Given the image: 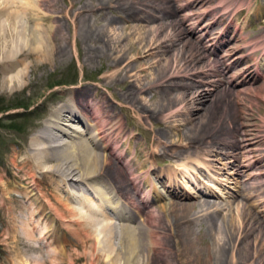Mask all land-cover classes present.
Instances as JSON below:
<instances>
[{"label": "bare ground", "instance_id": "1", "mask_svg": "<svg viewBox=\"0 0 264 264\" xmlns=\"http://www.w3.org/2000/svg\"><path fill=\"white\" fill-rule=\"evenodd\" d=\"M58 1L59 0H2V2H0V14L5 16V18H2V16V19L0 18V40L2 43L0 50L5 52L3 55L0 54V60H2L0 61V66L2 71L7 74L1 79L3 90H9L10 92L18 87L23 88V86L26 85L25 82L28 75H26L25 71L27 72L31 65L27 62V64L24 63V66L21 65V69H15L18 65L17 61L21 53L28 50L29 56L33 57L37 62L35 65L37 69V67H41L45 62H48L49 57L54 59V57L56 58V56L66 52L68 48L67 45L63 42H56V36L59 34L63 35L61 40L63 37L70 40V35L66 36V34L64 36V29H62L60 24L56 26L52 24L53 26H50L46 23V28L43 30L37 28V32H35V30L30 35L31 39L25 38L26 34L20 33L17 25L18 21L20 22V19L18 20L17 18L18 15L21 18L22 16L27 18L33 16L32 18L35 20L36 18L42 20L47 19L57 23L59 20L58 15H54L53 13L51 15L47 13V15H40L39 5L41 2H47L57 10L60 5H58ZM66 1L70 9L65 10L66 13L64 15L74 28L72 37L78 38L75 45L76 51L79 52L77 47L79 40H81L84 45L88 44L90 46V48L87 49L90 55L88 56L89 59L92 56L103 57L107 52H114V47L117 46L116 43L119 47L121 46L120 43L125 39L121 37V33H119L120 36L118 35L117 38H111L108 35L110 33L105 29L108 25L113 26L112 24L118 23L117 18L121 19V17L126 20L140 19L146 24L141 25L138 23V26L134 25L137 30L139 29L138 27L144 25V29L142 28L144 36L138 40V44H141V42L145 40L146 45L153 46L154 43L160 41L157 45V47H160L162 41L163 43L168 42V44L164 43L166 49H162L161 47L164 52L171 51L175 44L179 46V52L176 54L174 53L172 56L170 55L171 57L165 53L162 67L155 72L152 79L147 81V84L145 83L139 88L140 90H154V87L160 88V90H156L159 97L156 101L154 100V102H152L154 104L152 108L149 107L147 102L136 100V93L131 88V83H133L132 77L127 75V73L129 71L128 67L133 64V61L123 64L122 66V57H114L113 64L117 69L112 72L108 71L105 75V82L108 84H110L111 81L117 80L118 77H125L124 81L127 83V89H125V94L123 96L125 101L136 109L140 115L145 113L147 119L151 120L153 116L159 117L165 115L163 113L178 114L185 109L183 113L189 115L185 116L184 119H186V122H192V108H189L187 104L190 105V102L194 104L195 101L201 100L205 98V96L208 97L219 84H224L226 82L234 86L239 84L237 81L234 82V74L231 75V79H228L226 75V69H229L231 64L227 62V58L225 57L228 56V58H230L232 56L231 51L226 49L225 55L219 57V59H212L211 56H209L213 55L218 49L217 46L212 47L213 44L217 42L214 41L216 39L215 34L223 33L222 29H220V31L215 30L218 24H223V19H221L220 16L216 18V20L214 19L212 24L207 22L202 25L199 19H195L192 13L189 12H186L183 18L177 19L178 10L187 6V3L181 4L182 0H177L179 4L176 7L174 4H171V0H155L158 2V4H156V2L155 4L157 11L161 12V16L155 12H148L149 14L143 13L146 8H140V6L146 3L144 0V2L141 0H128L129 2H127V0H96L92 5H88L86 1L80 3L81 5L78 4L77 0ZM250 2L251 0L246 1V3ZM219 3L221 4V9L219 10H223V8L226 7L224 0H220ZM137 4H140V6L136 7ZM107 7L115 12H119L120 16L117 15L116 18L113 17V15L108 16V12L104 14ZM94 9L102 12V16H104L105 25L101 28L96 26L93 27L90 18L86 15L88 11ZM210 11H213L212 13H214V11L217 12L216 9ZM225 13L226 12H224L222 16ZM260 13H264V10ZM98 15L100 16L101 14L99 13ZM207 19L209 20V18ZM185 20L190 21L192 27L182 28V24ZM123 26V28L126 27L125 25ZM168 28L171 30L167 32L163 38H157L160 32L166 31ZM139 32L141 33V31ZM205 33L213 35L208 36L209 44L207 45L202 42ZM192 34H197L196 38L199 40V43H193L191 40L187 39L188 36ZM21 35L24 37L22 36V40L21 38L18 40V36ZM76 35L78 37H76ZM149 37H151V41ZM29 41H31L30 47L28 46ZM90 41L99 42L101 45L95 47ZM20 43H22V46H19ZM251 44H253L251 48L258 47L255 43ZM219 45H221V43ZM128 46H130L129 43L122 45L119 52L127 50ZM136 46L137 45L133 47ZM23 47H25V51H23ZM116 48V50H118V47ZM163 51L160 52L163 53ZM6 53H9L8 55L12 57L17 56L16 60L11 58V60L4 61L6 59H3V57ZM8 58H10V56H8ZM204 59L207 60L208 65L202 72L213 77L209 80L201 79L200 84L207 86L203 89V93H193V89L197 87L194 83L186 84V86H184L186 88L184 89L185 91H177L179 89L177 87L179 82L170 85H164L162 83V79L177 76L179 72H185L183 76L188 77L191 76L190 74H197L194 67H196L198 63L204 62ZM251 64H247L245 69L250 71ZM256 64L255 72L259 76L264 75V58L261 60L257 58ZM13 69H15V71L11 73ZM107 79L111 81L108 82ZM247 81L248 77H244L241 83ZM229 86L228 88L225 87V93L223 92L224 90L221 91V99L215 98L217 102L220 100H224V102L228 101V103L231 102V94L239 99L241 96L239 93L240 90H235L231 85ZM189 91H191V95H189ZM68 93L70 94L69 99L66 102L59 101L55 105L54 110H52L50 117L47 118L45 122L41 124V127L39 126V130L34 133L26 155L27 162L33 165L36 171L39 170L41 172L43 180L53 186L54 192L51 193L50 197L46 195L47 193L45 194V192H42L38 187V181L35 180L37 176L33 173V176H36L34 179L35 181L26 188L21 187L18 189V191H22L24 196L30 201L28 207H31L33 210L32 213H36L39 216L38 219L40 220H37V222L39 226L43 224V228L41 227V234L47 235V242H50L49 244L51 246L53 243L56 244L52 250L40 249L41 253L53 256V264H61L65 256H68L64 243H62V236L60 233L56 232L57 220H62V222H69L71 220H73V222L76 221L80 226L79 228H81L80 230H86L85 234L88 237L90 236L93 240L95 236L99 238L100 234H105L102 238L106 236L107 239L105 238L104 241H107L108 244L113 243V238H115L116 235H123V238L119 237V239H123L124 242L121 240V245L120 247L118 246L121 251L120 254H122L120 259L123 257V264H137L136 261H140L141 256H138L141 255L142 251L147 254L146 261L142 260V264H154L152 258H158L159 254H167L163 249L167 250L166 246L168 247L170 245L166 239L168 233L170 237L173 236L177 238L175 239V243L179 246V249L176 251L181 264H264V223L253 211L252 213L246 207L247 205L245 203H243L242 206L238 203L237 206L238 225L236 226L235 222L232 223L233 221L231 219L232 224L230 225L232 228H228V222H225L224 219L220 222L218 216L221 211V204H217L214 200L209 198L196 197L195 199L190 196V194L180 190L181 187L177 181L180 173L176 172L177 169L169 167L157 170L151 165L155 156L158 157L157 161L159 163L166 159L170 160V155L174 157L184 155L180 151L175 152L174 137L176 136L177 140L185 141L187 139L190 143L182 146L185 149L191 150L188 152V156L193 152L192 148L201 149V153L195 156L197 157L195 158L196 162H199L200 169H206L208 174L211 175V178L214 180L217 179L218 182L224 180L235 182L236 186H240L239 188L245 191L243 193L244 197H256V200L261 203L259 204L258 202L259 206L264 210V180L258 181L257 175L260 174L259 172L261 171L257 172L255 168L252 169L251 167L252 165H256L259 161L255 156L257 148L254 149L250 146L253 140L250 137L248 138L246 131H244V125L238 120V117L233 116L230 119V127L219 126L218 129L217 127L211 128L209 126L207 128L185 127V129L183 127V129L177 128V132L175 131V133L167 131L166 126L169 120L163 118L160 123L161 129L158 128V130L154 129L150 131V135L152 140L156 139L162 143L165 140L166 143H163L164 145L160 146V148H158V145H154L153 149H150L149 144L145 143L143 147L141 146L142 152L139 153L137 151V147L141 145L139 140L135 142H131L133 138L131 140L129 138L121 140L119 139L120 134H117L119 138L118 136L113 137L111 133L112 129L114 132L115 129L121 130L123 122L119 118V114L113 110L114 107L111 105V101L108 100V97L100 95L96 89H91L86 85H78L75 88L72 87L68 89ZM209 109H206L207 114H205V116H211L213 109ZM69 119H77V121L83 122L85 127L83 125L81 127L70 123ZM104 121L109 122L110 127L105 128ZM232 124H234L233 129L231 128ZM67 125L70 126V128L72 127V130L67 129L65 127ZM84 133L89 134L87 136L88 138L85 136L83 137ZM127 133H129V131ZM65 136L68 139L60 141L63 140ZM207 137L209 139L206 141L205 138ZM116 138L118 140H116ZM203 143L208 144L209 147L204 149L201 146ZM259 144L260 143H257L256 145ZM220 146L230 149L225 152L221 151L225 156H219L217 158L219 151L217 148ZM145 155V160L140 161L139 157ZM219 158V163L221 164L216 166V171H218V173H223L217 177L218 174L214 175L211 169L213 170V168H215L214 160ZM80 159L83 160V163L81 162L82 164H79V161H81ZM191 167L192 166L184 163L183 169L191 171V180L199 187L197 192L206 196L214 195L215 193L212 192L213 190L211 189L210 191L201 189L200 186H202L204 180L199 177V174L202 175L203 173H200L198 169L192 171L190 169ZM248 169L251 170L248 171ZM194 172H197V174H194ZM152 174H156L157 179L162 180V184H166V187L163 185L166 188V192L176 199L173 198L168 203L158 204L161 195L157 191V187L155 188V186L152 185ZM204 183L210 185V182L204 181ZM82 185H86L87 188L89 185V188L91 186L90 190H94V197L88 198L89 196H86L90 200L84 201L83 192L81 191L83 188ZM215 186L218 189V186ZM210 187L211 186H208V189ZM194 190L195 189H193L192 192H194ZM82 207L87 208V210H84ZM223 207L224 206H222V208ZM212 208H215V210L211 211ZM63 209L73 214L71 219L68 218V214H66ZM195 210L198 212H209H205L207 215L204 217L207 225L205 226L206 228L203 226L201 230L196 229L197 226L201 227L200 225L203 224V219L195 216V213H193ZM139 218L141 219L138 220L136 224H130ZM166 223L167 226L165 227ZM202 230H204V233H202ZM207 232L212 234L213 242H209L207 239L205 234ZM76 235L78 236L77 232ZM79 241L81 242V239H79ZM197 241H199L202 246H197ZM62 254H64V259L61 257ZM107 257L111 258L110 255H107ZM137 257L138 259H136ZM35 259L38 260L40 258L38 256V258ZM44 260L46 261V259ZM111 260L113 259L111 258ZM115 260L116 259L111 261L112 264H117L116 262L118 261L115 262Z\"/></svg>", "mask_w": 264, "mask_h": 264}, {"label": "rangeland", "instance_id": "2", "mask_svg": "<svg viewBox=\"0 0 264 264\" xmlns=\"http://www.w3.org/2000/svg\"><path fill=\"white\" fill-rule=\"evenodd\" d=\"M77 1L78 4L82 3L83 1H86L88 5L89 4L92 5L94 4V2H96V0H77ZM141 1L142 2L145 1L146 3H144L142 6H140V4H137V6L136 5L135 6L136 7L140 6V8L141 7L146 8L145 9L146 11L144 10L143 13L149 14L148 12L151 13L155 12L161 16V12L157 11V7H156V4H158L157 1L155 0H148V1L141 0ZM175 1L177 0H171L170 2L172 5L174 4V6L176 7L179 4V2L178 1L175 2ZM219 1L220 0H182L181 4L187 3V6L178 10L177 16L175 15L177 19L179 18L181 19V17L183 18V16H185L186 12L192 13L195 19L196 18L199 19L201 25L207 22H210L212 24V21L214 19L216 20V18H219V16L221 19H223L222 20L223 24L221 25L218 24V26H216L215 28V30L217 31H220V29H222L223 31L222 30L221 31L223 33L215 34L216 39L215 40L213 39L214 41L217 42H215L216 44H213L212 47L217 46L218 49L216 50V52H214L215 54L213 53V55H209V54L208 55L211 56L212 59L213 58L219 59V57L225 55L226 49L228 51H231L232 56L230 58H228V56L225 57L227 58V62H230L231 64L230 68L226 69V75L228 79H231L232 78L231 75L234 74L233 77H235L236 79V80L234 79V82L237 81L239 83L237 84V86H234L231 83H227V82L224 84H219L217 85V87H215V89H213L211 95H208V97L205 96V98L201 99L202 101L198 100L195 101L194 104H192L191 102L190 105L187 104L189 108H192L191 109L193 115V119L191 120L192 122L190 121L186 122V119H184L185 116L189 115L183 113L185 109L178 114L174 113L175 115L173 113L171 114L163 113L165 115L159 117L153 116L151 120L147 119L145 117V113H142L140 115L136 109H134L131 105H129V103L125 101L123 96L125 94V89H127L126 88L127 83L124 81L125 79L124 76L118 77L117 80L114 81L107 79L108 82L111 81L110 84L105 82L106 81L105 75L108 73V71L112 72L117 69V67L114 66L113 64L114 57L116 58L117 56L119 57L121 56L122 66L123 64L133 61V64L130 65V67H128L129 71L127 75L132 77L133 83H131V88L136 93L137 96L136 100L147 102L149 104V107L152 108L154 105L152 102H154V100L156 101L157 98L159 97V94L156 93V90L157 89L160 90V88L154 87V90L153 89L140 90L139 88L143 84L145 83L147 84V81L149 79H152L154 77L153 75L155 74V72L162 67L165 53L168 56L170 55L172 56L174 53L176 54L177 52H179V46L175 44L171 51L164 52L162 50V49H166L164 43L168 44V42L163 43L162 41L160 47H157L160 41L154 43L153 46H148V44L146 45L145 40L142 41L141 44H138L137 43L138 40L144 36L143 26L146 25L145 23L142 22V20L140 19L126 20L123 17H121V19L117 18L116 16L117 15L120 16V13L115 12L111 8L107 7L104 14L108 12L107 13L108 16L113 15V17H116L118 19V23L112 24L113 26L110 25L106 26L105 29L108 31V33H110L108 35L111 38L112 37L117 38L119 33H121V37L125 39L122 40V42L120 43L121 45L120 47L116 43L117 45L116 47H118V50H116L117 48L114 47L115 48L114 52L113 51L107 52L103 57L92 56L89 59L88 56L90 55L87 52V49L90 48V46L88 44L84 45L83 42L79 40L77 45L79 52L76 51L75 45L78 38L76 39L75 37L74 38L72 37L74 33V28L71 26V23L68 20V18H66V16L64 15L66 13L65 10L70 9V7L68 6V2L66 0L58 1V5L59 4L60 5L58 6L57 10H55V8H53L52 5L50 6V4L47 2H41V4L39 5L40 15L46 13L48 15H51L52 13L54 15H58L59 18L58 17L57 18L59 20L57 21V23L53 20L52 21L47 19L42 20L38 18H36L37 20L36 21L35 19L32 18L33 16L32 17L30 16L28 18L23 16L21 18L19 15L17 16L18 20L20 19V22L18 21L17 23L19 27L18 29L20 30V33L26 34L25 38L27 37L31 39L30 35L35 30H36L35 32H37V28L39 30L41 29L43 30L44 28H46L47 24H49L50 26L52 24L54 26L60 24L62 26V29H64L63 31L64 36L66 34H67L66 36L70 35V40H68L66 37L65 38L63 37L61 40V37L63 36L61 34L56 36L57 38L56 42L57 41L60 43L63 42L65 45H67L68 48L66 49V52L56 56V58L54 57L55 60L49 57L48 62H45V64L41 67H37V69L35 68V65L37 63L36 60L33 57H30L28 50L25 51V47H23L24 48L23 51L25 52L21 53V55H19L20 57L18 56L19 57V60L17 61L18 68L17 67L15 68L16 70L21 69L22 68L21 65L24 66L25 65L24 63L27 64V62L28 64L31 65L29 67V70L27 72L25 71L26 75L28 76L26 77L27 78L25 82L26 85L23 86V88L18 87L17 89L12 90L10 92L9 90L8 91L3 90L4 88L2 89L3 84L1 79L4 77V75L7 74L2 71L0 66V71H2L0 72V264H19L20 262L22 264H36V263L53 264L54 263L53 256L41 253L40 249L52 250V248L55 247L56 244L53 243L51 246L49 244L50 242L49 243L47 242L48 240L47 235L41 234L43 224L39 226L37 222V220H40L38 219L39 216L36 213H32L33 210L31 209V207H28L30 205V201L24 196L22 191L20 192V190L18 191V189L21 187L26 188L36 180L38 181V187L40 188V190L42 192H45V194L47 193L46 195L47 196L49 195L48 197H50L51 193L54 192L53 186H51L47 181L43 180L41 172L39 170L36 171L33 165L27 162L26 155L28 152V147L29 145H31V140L33 138L32 136L34 135V133L37 132V130H39V126L41 127V124H43L45 120L50 117L52 110H54L55 105L59 101L66 102L69 99L70 94L68 93V89L72 87L75 88L78 85H86L91 89L92 88L96 89L100 95L108 97V100L111 101V105L114 107L113 110L119 114V118L123 122V127L121 128V130L115 129L114 132V130L112 129L111 133L113 137H117L118 136L117 134H120V138L119 136L118 138L121 140H126L127 138H129L130 140L133 138L131 142H135L139 140V142L141 143V145L137 147V151L139 153L142 152L141 146L143 147L145 143L149 144L150 149H153L154 145L156 146L158 145V148H160V146H163L166 143L165 140L163 141L164 144L162 142L157 141L156 139L152 140V137L150 135V131L154 129L158 130V128L161 129L160 123L163 118L169 120V123L166 126L167 131L168 132L172 131L175 133V131L177 132L176 130L177 128L183 129V127L184 129L185 127L207 128L209 126L211 128L217 127V129L219 126L227 127L229 126L230 119L233 116L238 117V120L242 123V125H244V128L246 129V130L244 129V131H246L248 138L250 137L253 140L250 146L253 147L254 149L257 148L255 152V156L257 157V160L259 159V161L256 163V165H252L251 167L252 169L255 168L257 172L261 171L259 172L260 174L257 175L258 178L257 180L258 181L262 179L264 180V75L259 76L255 72V67L257 66L256 64L257 58L258 60L264 58V16H263L264 13H260L262 10H264V0H251L250 3H246L247 0H224L226 7L223 8V10H219L221 9L220 7L221 4L219 3ZM0 2H2V0H0ZM127 2L129 1L127 0ZM215 9L217 10V12L214 11V13H212L213 11H210ZM224 12L226 13L222 16ZM99 13L101 14L100 16L98 15ZM86 15L90 18L93 27L96 26L101 28L105 25L104 16H102V12H100L99 10L97 9L90 10L87 12ZM1 16L2 18L3 17L5 18L4 15L0 14V18ZM207 18H209V20ZM138 23L144 25L142 27L140 26L141 28L138 27L139 29L137 30L135 29L134 25L138 26ZM123 25H125L126 27L123 28L124 27ZM189 26L192 27L190 21L187 20H185V22H183L182 24V28L185 27L189 28ZM170 30L171 29L168 28L166 29V31L164 30L160 32L157 38H163L165 34ZM139 31H141L142 34ZM197 34L189 35L187 39L191 40V42L193 43H199V40L196 38ZM22 36L23 35L18 36L17 39L19 40V38H21L22 40V38L24 37ZM208 36H213V35L207 33L204 34L205 38L203 37L202 42L205 45L209 44ZM76 37L78 36L76 35ZM151 37H149V40L151 39ZM219 42L221 43V45H219L220 44ZM90 43L94 44L93 46L95 47L97 46L99 47L101 45V43L99 42L90 41ZM127 43H129L130 45L127 47L128 49L119 52L122 48V45ZM251 43L257 44L258 47L251 48V46L253 45ZM0 45L1 48L2 47L1 40H0ZM30 45H31V41H29L28 43L29 47ZM135 45L137 46L133 47ZM19 46H22V43H20ZM160 51L161 52L163 51V53H161ZM3 53L5 52L0 50V54L3 55ZM8 54L6 53L5 56L3 57V59H6L4 61L11 60V58H14L13 60H16L17 56L12 57L11 55ZM8 56H10V58H8ZM247 64H251L250 71L245 69ZM207 65H208L207 60L204 59V62H201L200 64L198 63V65L194 67V69L197 71V74H190L191 76L188 77V76H183L185 72H179L177 76H172V78H168V79L167 78L162 79L164 81V82L162 81V83L164 85L166 84L170 85L179 82L177 85L179 89L177 91H185L184 89L186 88L184 86H186V84L194 83L197 85V87L193 89L194 91L193 93L197 92L199 94V92H202L203 89L207 87L203 84H200L201 79L209 80L211 77H213L210 75L208 76L207 74H204L202 72V70L206 68ZM15 69L11 70V73L12 71H15ZM244 77L245 78L248 77V81L245 83H241ZM228 84L231 85L233 89L235 88V90H240L239 93L241 96L238 99L235 98L233 94H231V98H230L231 102L229 103L228 101L224 102V100H220L217 102L215 98L221 99V94H222L221 91L224 90L223 92L225 93L226 88L230 87ZM189 95H191V91H189ZM206 109L209 110L213 109L211 116H207V115L205 116V114H207ZM69 122L81 127L83 125L85 127V124H83V122L81 121H77V119L76 120L69 119ZM104 122L103 123L105 124V128L110 127L109 122L107 121ZM65 127L67 129L72 128V127L70 128V126L68 125ZM231 128L232 129L234 128V124L231 125ZM128 131L129 133H127ZM88 135H89L88 133L86 134L84 133L83 137L84 136L87 137ZM66 139L68 138L65 136L64 139L60 141H64ZM174 139L175 141L174 140L173 141L175 143L174 146L175 148L174 147L173 148L175 149V152L180 151L184 155H180L176 157L170 155L169 158L170 160L166 159L165 161H161L159 163L157 161L158 157L155 156V158H153L151 162V165H153L154 168H156L157 170L166 169L169 167L173 169L174 168L177 169L176 172L180 173V176L177 180L179 182V186L181 187L180 190H183V192L190 194V196L194 197L195 199L196 197L209 198L214 200L217 204H221L222 206H224L223 208L221 206V211L218 216L220 218V222L223 219L225 220V222H228V226H227L228 228H232L230 224L234 222L236 226L239 223L238 211H237L238 203H240V206H242V204L245 203L247 205L246 207L251 212L253 211L254 214L257 217H259L260 220L264 223V212H263L264 210L261 206H259V204L261 203L256 200V197L253 198L244 197L243 193L245 191H242L239 188L240 186H236L235 182L233 181L230 182L224 180L218 182L217 179H215L216 180L215 181L213 178H211V175L208 174L206 169L199 168V162H196L195 160V158H197L195 156L201 153V149L192 148L193 152L191 153V155L188 156L187 154L191 150L185 149L182 145H188L190 142L187 141V139L185 141L177 140L176 136L174 137ZM207 139L209 138L208 137L205 138L206 141ZM116 140L118 139L116 138ZM206 143L205 144L203 143L204 145L201 144V146L204 149H207L209 147V145ZM257 143L260 144L256 145ZM229 149L227 147H222V146L217 148V150H219L220 152L221 151L225 152L228 151ZM219 151L217 158L219 156L224 157L225 154L223 155V152H221L222 153L221 154ZM145 158L146 155L139 157V160L144 161ZM214 161H215L214 162L215 168H213V170L211 169V172H213L214 175L218 174L217 175L218 177L223 173V172L218 173V171H216L217 170L216 166H219V164H221L219 163L220 158ZM81 162L83 163V160L79 161V164H82ZM184 163L188 164L189 166H192L190 168L192 171H196V169H198L200 173H203L202 175L199 174V177H201L202 180L206 182H210L209 183L210 185L208 184L206 185V183H204L203 181L202 186L200 187L201 189H205L207 191H210V189L213 190L212 192L215 193L214 195L206 196V195H201L197 192L199 187L195 185V183L191 180V171L183 169ZM249 170L251 169H248V171ZM32 173L37 176V177L35 176L36 179ZM194 174H197V172H194ZM161 181L162 180L157 179L156 174H152V185H154L155 188L157 187V191L161 195V199L159 200L158 204L165 202L168 203L171 199L175 198L170 196L166 192V188H165L166 184H162L163 181L162 182ZM83 185H82L83 188L81 190L83 192V199L84 201L90 200L88 198L94 197L93 195L94 190L92 189L90 190L91 186L89 188V185L88 188L86 185L85 186ZM215 185L218 186V189L216 188ZM208 186L211 187L208 189ZM193 189H195L194 192H192ZM86 196L89 197L87 198ZM83 209L87 210V208L85 207ZM196 210L193 212L195 213V216L200 219H203L202 220L203 224L200 225L201 227L199 226L196 227L197 230H201L203 226L204 227L207 226L204 217L209 212L207 211L198 212ZM213 210H215V208L211 209V211ZM63 211L66 214H68L69 219L72 218L73 214L70 211L64 209ZM140 219L141 218L131 223L128 221L127 222L130 224H136L137 221ZM231 219L233 222L231 221ZM15 223H17L18 225ZM166 226L167 223L165 227ZM79 227H80L79 224H77L76 221L73 222V220L69 222L67 221L62 222V220L61 221L57 220L56 222V228H57V229L55 228L56 232L61 234L62 243H64L66 253L68 254V256H65V259H64V254H62L61 257H63L64 260L61 264H90V263L112 264L111 261H113L114 259H116L115 262L118 261L116 262L117 264H123V260H122L123 257L122 259H120L122 254H120L121 251L119 250V247L121 245V240H123V239L120 240L119 237L123 238L122 237L123 235L122 236L120 234L116 235L115 238H113V243L108 244L107 241H104V239L105 238L107 239V237L105 236L104 238H102L105 234H100L99 238L95 236L93 240L90 236L88 237L85 234L86 230L82 231L80 230L81 228ZM76 232L78 236L76 235ZM202 233H204V230H202ZM205 234L209 242H213L212 234H210L209 232ZM81 236L83 237L79 238ZM79 239H81V242L79 241ZM166 239L168 244L170 245L168 247L166 246L167 250L163 249V251L167 254H159L158 258L157 257L152 258L153 259L152 262H154V264H181V261L176 251L179 249V246L175 243L176 242L175 239L177 238L173 236L170 237L168 233ZM171 240H173L174 243ZM47 245L49 248L47 247ZM196 245L202 246L199 241L196 242ZM99 249L103 251H100ZM107 255H110L113 260H111V258H108ZM38 256L40 259L38 260L35 259L38 258ZM140 256H141L140 261H136V259H138V257ZM138 257L135 259L136 263L142 264V260L146 261L147 254L146 252L142 251L141 255H139ZM44 259H46V261Z\"/></svg>", "mask_w": 264, "mask_h": 264}]
</instances>
